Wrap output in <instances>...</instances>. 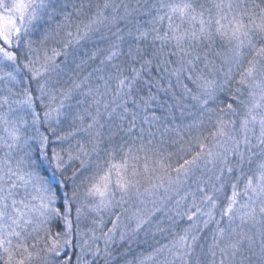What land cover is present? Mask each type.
<instances>
[{
	"label": "snow or ice",
	"instance_id": "obj_1",
	"mask_svg": "<svg viewBox=\"0 0 264 264\" xmlns=\"http://www.w3.org/2000/svg\"><path fill=\"white\" fill-rule=\"evenodd\" d=\"M0 264H264V0H0Z\"/></svg>",
	"mask_w": 264,
	"mask_h": 264
}]
</instances>
